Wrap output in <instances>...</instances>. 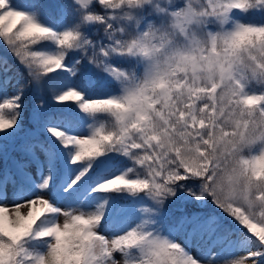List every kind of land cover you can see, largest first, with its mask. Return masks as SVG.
<instances>
[{
	"label": "snow or ice",
	"instance_id": "obj_1",
	"mask_svg": "<svg viewBox=\"0 0 264 264\" xmlns=\"http://www.w3.org/2000/svg\"><path fill=\"white\" fill-rule=\"evenodd\" d=\"M193 3L0 0V41L28 74L0 56V156L11 144L26 158L0 172V264H217L224 245L264 264V132L246 135L264 128V62L251 76L240 67L243 51L264 56V0ZM216 17L227 30L216 32ZM170 20L181 39L206 24L212 47L162 70L136 38ZM97 22L104 36L93 41L86 29ZM83 61L103 78L81 72ZM45 82L48 103L25 126L26 94Z\"/></svg>",
	"mask_w": 264,
	"mask_h": 264
},
{
	"label": "clouds",
	"instance_id": "obj_2",
	"mask_svg": "<svg viewBox=\"0 0 264 264\" xmlns=\"http://www.w3.org/2000/svg\"><path fill=\"white\" fill-rule=\"evenodd\" d=\"M206 6V0H194L193 7L197 12L201 11ZM216 20L217 28L216 32H222L227 30L226 26L221 23L220 18H214ZM175 21L170 20L167 28L161 29L159 26L149 30L147 34L137 37V41L141 42L143 47L147 49L151 55L146 57L153 67H159L165 69L168 64L176 58L181 56H199L200 51L211 49L212 40L209 36V29L206 24L193 23L188 26L190 35L188 39H181L177 37L176 30L172 27ZM183 35V34H181ZM219 47V42H217ZM197 48L200 51L194 52L193 49ZM251 55L257 57V61L249 59V52L243 51L240 53L242 62L240 64L241 69L246 75L251 76L252 72L259 71L257 69V62H264V56L253 51ZM201 80L208 79L207 67L205 70L199 73ZM223 94V93H221ZM258 121L264 122V117H257ZM260 132H264V128L257 129L255 124L248 127L246 135L248 137L258 136ZM239 142V137L233 138ZM235 166V159L230 158L225 161V171L221 172L217 176V183L221 182L226 172ZM116 264H122V262H116Z\"/></svg>",
	"mask_w": 264,
	"mask_h": 264
},
{
	"label": "trees",
	"instance_id": "obj_3",
	"mask_svg": "<svg viewBox=\"0 0 264 264\" xmlns=\"http://www.w3.org/2000/svg\"><path fill=\"white\" fill-rule=\"evenodd\" d=\"M59 3L63 2V4H68L70 1L69 0H58ZM20 1H17L15 3H19ZM42 3H44L45 5H48V3H46L45 0H41ZM99 8V6H98ZM100 13V12H99ZM239 15V13H238ZM252 17H259V14H250L249 17H243L244 19H248V18H252ZM71 17H69V21H70ZM96 26L94 27L96 29V35L91 34V30L92 29H86V31L89 33L91 39L93 41H99V31L103 30V26L99 24V22H97L95 24ZM98 29V31H97ZM95 39V40H94ZM74 55L79 56L78 53H74ZM0 56H6L8 61L14 66V71H18L21 75L18 77L20 79H24L27 80L28 79V74L25 71V69L20 65V63L17 61V59L13 56V54L11 52H9V50L6 48V46L3 44L2 41H0ZM69 62L71 61L72 57H69ZM81 72H86L83 64L80 66ZM89 71V70H88ZM77 80H79V77H77ZM35 93V86H33L32 88H30L26 94V100L25 103L28 105V108L25 110V126H29L28 125V116H29V112L32 109V106L35 103H38L40 99H43L44 101H46V103H48V82H45V86L42 90V92L36 94L35 98H33ZM9 94H11V89H9ZM96 98V97H93ZM59 103V102H57ZM65 103H73V102H65ZM54 111H59V109H56L55 106H52ZM41 138L42 139H47V134L46 133H42L41 134ZM17 145L20 143L19 140L16 141ZM21 159H26L25 157H22V155L18 152V151H14L13 150V145L9 144L8 145V149H7V156H0V172H2L5 168L7 167H11L13 165V160H21ZM65 206V205H64ZM144 206H151L150 204L145 203ZM139 207V206H138ZM175 209V205L172 204L171 202H169L166 207H165V211H168L169 213H173V215L178 216L179 213L178 212H174ZM189 211L192 210H198L196 209L195 205H190L189 206ZM204 211H216L217 215H221V218L223 219L224 224L229 227V228H233L235 227L233 220L231 217L228 216H224L220 210L216 209L214 205H210L208 209H204ZM172 221V216L168 217V222L171 223ZM110 233V232H109ZM217 252L220 254L218 259H222L225 256L226 253V248L224 247L221 250H217ZM197 255H199V253L196 251ZM217 259V260H218Z\"/></svg>",
	"mask_w": 264,
	"mask_h": 264
},
{
	"label": "rangeland",
	"instance_id": "obj_4",
	"mask_svg": "<svg viewBox=\"0 0 264 264\" xmlns=\"http://www.w3.org/2000/svg\"><path fill=\"white\" fill-rule=\"evenodd\" d=\"M17 1H20V0H12L13 3H15V2H17ZM45 1H46V3H48V5L63 4V2H60V3H59L58 0H45ZM165 2H167V0H165ZM173 2L176 3V4H178V5H181V6H182L183 3H184V0H173ZM98 6H99V5H98ZM99 9H100V13H99V14H104V13L107 11V10H104V9H103V6H99ZM94 33H95V34H94ZM91 34L97 36V33H96V29H95V28H93V29L91 30ZM103 36H104L103 30H102V31L100 30V31H99V37H98L99 40H100ZM94 40H95V39H94ZM78 54H79V53H78ZM113 63L116 64V65H119V66H121V67L129 68V69H131V68H133V67H136L138 71H139V70H142V69L139 68V66H136V65H135L134 60H132L131 58H117V59H114V60H113ZM82 64H83V66H84L86 72H88V70H89L94 76L103 78V73L100 72L99 70H97L95 67H91V66H89V65L87 64L86 61H83ZM45 102H46V101H45ZM46 104H47V103H46ZM32 170L34 171V166H33V169H32ZM44 196H45V198H47V197H48V194H47V193H44ZM58 203H59V202H58ZM59 206L64 207V204H60ZM21 211H23V212L26 213L27 210L24 209V208H22ZM61 219H62V218H61ZM108 236H109V238H111L112 233H111V232L108 233ZM176 238H177V240L180 241V242L183 241V236H177ZM224 247L226 248L225 256H224L222 259H218V260H217V264H239V262L242 261V260H243V264H251V261H250V260H245V259H244V257L246 256V252H242V251H241V252H238V253L235 254V255H229L230 253H232V252L235 251V247H233V248H229L227 245H224V246H222V247H221V246H218V247L216 248V251H217V250L219 251V250L223 249ZM192 253H193L194 255H197V254H196V249H195V248L192 249Z\"/></svg>",
	"mask_w": 264,
	"mask_h": 264
},
{
	"label": "water",
	"instance_id": "obj_5",
	"mask_svg": "<svg viewBox=\"0 0 264 264\" xmlns=\"http://www.w3.org/2000/svg\"><path fill=\"white\" fill-rule=\"evenodd\" d=\"M91 27V26H90Z\"/></svg>",
	"mask_w": 264,
	"mask_h": 264
}]
</instances>
